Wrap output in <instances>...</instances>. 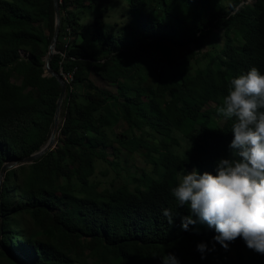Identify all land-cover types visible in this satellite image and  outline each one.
I'll use <instances>...</instances> for the list:
<instances>
[{
    "label": "trees",
    "instance_id": "16d2710c",
    "mask_svg": "<svg viewBox=\"0 0 264 264\" xmlns=\"http://www.w3.org/2000/svg\"><path fill=\"white\" fill-rule=\"evenodd\" d=\"M223 1L60 0L50 65L70 78L56 144L6 169L0 255L15 264H162L167 254L179 264H264L253 250L245 260L242 238L227 250L215 242V229L200 223L190 204L179 206L171 191L187 170L215 175L217 162L230 158L233 120L217 109L233 78L252 67L264 74V0ZM109 5L121 7L114 25L104 21ZM54 26L53 0H0V168L38 152L50 137L60 84L46 75L44 60ZM217 30L220 53L190 73L186 64ZM112 123L122 124L115 136L127 154L145 149L139 153L150 170L97 191L90 183L96 159L105 158L107 146L121 156L106 137ZM134 128L152 141L128 136ZM181 139L186 146L178 151ZM24 214L30 230L20 223ZM187 216L197 223L184 230ZM199 243L214 250L202 259ZM231 251L236 257L228 260Z\"/></svg>",
    "mask_w": 264,
    "mask_h": 264
},
{
    "label": "clouds",
    "instance_id": "9594fccd",
    "mask_svg": "<svg viewBox=\"0 0 264 264\" xmlns=\"http://www.w3.org/2000/svg\"><path fill=\"white\" fill-rule=\"evenodd\" d=\"M217 113L233 120L231 158L217 162V174L197 170L183 174L172 195L179 206L189 205L200 223L214 228V241L226 250L237 238L259 254H264V74L252 67L233 78L228 94ZM162 214L169 224L173 214L168 208ZM192 216L182 217V228L196 224ZM203 255L206 243L197 246ZM162 264H179L173 254L162 257Z\"/></svg>",
    "mask_w": 264,
    "mask_h": 264
},
{
    "label": "rangeland",
    "instance_id": "374dc122",
    "mask_svg": "<svg viewBox=\"0 0 264 264\" xmlns=\"http://www.w3.org/2000/svg\"><path fill=\"white\" fill-rule=\"evenodd\" d=\"M244 1L252 3L254 0H244ZM223 3L226 4L227 1L224 0ZM120 9H121L120 6H114V7L112 5L108 6L107 13L104 16V21L106 25H114L113 22L119 19L120 12H121ZM85 16L86 15L82 17V20H81L82 23L87 22L86 21L87 18H85ZM222 44H223L222 30H217L215 34H212L210 38L207 40V42L205 43L204 49H202V51L197 52L196 49H193L195 52H197V55L193 59H191L189 63L186 64V68L189 70V72L193 73L195 69H202L206 65H209V63L214 60L215 55L220 53L219 47ZM204 52H207L208 54H203ZM156 65L158 69L161 67L165 69L162 63H157ZM149 66H150V69L153 70L154 65L150 64ZM89 69H90L89 66L86 67L87 71H89ZM165 73L166 74L168 73L166 69H165ZM46 75H49V74L46 72ZM13 81L20 83V77L17 75H14ZM110 89H113V87H110ZM144 101L145 103L147 102L146 99ZM207 109H210V108H207ZM58 119H59L58 122H60L61 121L60 110H59ZM121 125L122 124H120L119 127H114V123H112L111 126L104 128L106 131V137L110 138L111 143L115 147H117L119 154L121 156L117 157L113 155L110 146H107L105 149V151L107 152V155L105 156V158L99 157L96 159L94 163V173L91 176L90 183L95 184L97 191H100L105 188H111L116 185H120L124 181L130 180L129 177L132 175L135 177H140L142 170H146V171L150 170V165L148 164L145 156L139 153V151H145L143 147L139 148L137 151L134 150V154L132 156L127 154V151L123 149V145L121 141L119 140V137L115 136V134L117 133V130L121 127ZM147 130H148V127L144 126L143 131H147ZM133 133L134 135H136V137L141 136L147 142L152 141V136L150 134L148 133L142 134L141 130L137 128H134L131 131L127 130L128 136L133 135ZM180 141L181 143L179 144V146H176V149L178 151H182L183 148L186 146V143L184 142V140L181 139ZM232 154L233 152L231 153L230 158L232 157ZM117 160H119L118 165H115L110 162V161L115 162ZM192 171H193L192 169L187 170L184 174L191 173ZM181 179H182V175H181ZM73 185L78 187V182L76 180H73ZM133 185H135V181L129 183L130 187H132ZM19 219H20L21 225L25 227V229H28V230L31 229L32 221L28 215L26 214L21 215ZM242 253H243L245 260L247 261L249 258V254L251 256L253 255L250 249H248V251L246 249H243ZM261 255L262 257H264V254H261ZM253 256L254 257L256 256L255 252ZM235 257H236V252L231 251L227 259L232 260ZM0 264H15V263L13 262V260L9 258V256L7 257L6 255H0Z\"/></svg>",
    "mask_w": 264,
    "mask_h": 264
},
{
    "label": "water",
    "instance_id": "95a60500",
    "mask_svg": "<svg viewBox=\"0 0 264 264\" xmlns=\"http://www.w3.org/2000/svg\"><path fill=\"white\" fill-rule=\"evenodd\" d=\"M59 3H60V0H53L55 26H54V32H53L52 38H51L50 43L48 45L47 54H46V57L44 60L45 71L49 75L55 76L56 79L58 80L59 84H60V93H59L58 99L56 101V108H55V113H54L52 131H51V134H50V137H49L47 143L38 152L32 153L26 157H23L21 159L15 160V161H6L3 163V165L0 168V186H1L2 178L4 176L6 169H8L12 166H17L18 164L31 163L35 159L39 158L46 151L55 147V144H56L57 133H58L59 110H60V106H61L62 100L64 98V95H65V89H66L65 79L63 78V76L60 73L56 72L50 65V59H51V57L55 51V44H56L58 34H59V27H60ZM21 264H23V263H21Z\"/></svg>",
    "mask_w": 264,
    "mask_h": 264
},
{
    "label": "built area",
    "instance_id": "2783aa9c",
    "mask_svg": "<svg viewBox=\"0 0 264 264\" xmlns=\"http://www.w3.org/2000/svg\"><path fill=\"white\" fill-rule=\"evenodd\" d=\"M66 47V46H65ZM55 52V51H54ZM62 55H64L63 53H61ZM62 76H63V78L65 79V81L67 82V81H69V78H70V74L69 73H64L62 70H61V68H60V72H59Z\"/></svg>",
    "mask_w": 264,
    "mask_h": 264
}]
</instances>
